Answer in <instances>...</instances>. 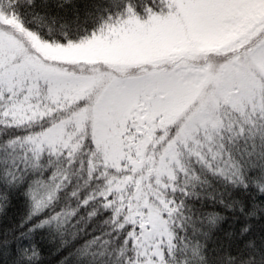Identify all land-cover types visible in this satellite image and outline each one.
Masks as SVG:
<instances>
[{
	"label": "snow or ice",
	"instance_id": "obj_1",
	"mask_svg": "<svg viewBox=\"0 0 264 264\" xmlns=\"http://www.w3.org/2000/svg\"><path fill=\"white\" fill-rule=\"evenodd\" d=\"M0 264H264V0H0Z\"/></svg>",
	"mask_w": 264,
	"mask_h": 264
}]
</instances>
